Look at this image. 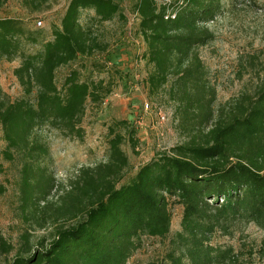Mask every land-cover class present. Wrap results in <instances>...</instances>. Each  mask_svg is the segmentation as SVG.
Instances as JSON below:
<instances>
[{"label": "trees", "instance_id": "1", "mask_svg": "<svg viewBox=\"0 0 264 264\" xmlns=\"http://www.w3.org/2000/svg\"><path fill=\"white\" fill-rule=\"evenodd\" d=\"M222 1L137 0L134 5L145 45L141 58L149 68L147 95L158 94L174 79L178 111L193 113L207 125L213 121L215 90L204 80L197 48L214 39L207 25L221 12ZM83 12H91L89 21L95 24L114 19L126 23L114 0H69L59 25L52 26L51 40L29 55L22 45L37 42L32 33L19 19H0V61L20 60L14 76L24 93L23 99L11 102L0 89L2 156L22 161L25 200L51 190L54 183H31L44 172L39 163L48 156L45 144L35 138L36 130L47 125L79 137L86 104H99L110 93L107 83L81 81L77 71L70 72L61 90L56 86L60 68L107 48L90 24L80 23ZM223 111L198 140L156 154L123 185L119 182L128 159L121 146L127 136L134 149L135 130L128 122H115L108 128L107 162L81 170L58 209L76 222L58 228L42 252L18 254L11 264H126L141 236L167 239L172 205L182 208L180 231L169 240L163 258L148 264H239L231 247L214 246L211 238L236 223L264 227V81L253 95H242ZM0 251H12L1 237ZM259 254L264 258V245Z\"/></svg>", "mask_w": 264, "mask_h": 264}, {"label": "rangeland", "instance_id": "2", "mask_svg": "<svg viewBox=\"0 0 264 264\" xmlns=\"http://www.w3.org/2000/svg\"><path fill=\"white\" fill-rule=\"evenodd\" d=\"M69 0H4L0 19L12 18L23 22L36 43L23 42L25 54L36 55L43 42L51 40L52 26H58ZM126 17V23L117 19L95 24L91 12H83L82 25L92 26L94 34L107 48L91 58H79L75 63L60 68L55 83L61 90L65 78L77 71L81 81L107 83L110 93L99 104H86L79 125L80 136L67 137L62 131L42 126L35 138L45 144L48 156L39 166L44 169L31 182L53 180V188L25 200L22 188V161L15 157L6 161L2 152L5 143L0 130V237L12 247L8 254H0V264H11L18 254L29 257L42 252L60 227L76 222L70 214L57 213L72 192L73 182L81 170L95 168L108 160V128L115 122H128L135 130L134 149L125 137L121 150L128 159L120 185L131 181L137 170L156 154L169 152L173 147L198 140L216 120L221 110L225 113L244 94L253 95L264 81V0H223L222 10L207 25L214 39L197 48V55L205 74L204 80L215 90L212 103L213 121L208 125L193 113L178 111L173 80L154 96H148L145 78L149 68L142 60L145 45L138 35V19L134 5L137 0H114ZM173 0H156L157 4ZM37 22H41L38 26ZM18 58L0 61V89L11 101L24 98L14 76L19 67ZM173 90V91H172ZM173 92V93H172ZM34 93L27 98L33 102ZM164 117V121L160 117ZM170 234L166 240L141 236L139 247L126 264L159 262L166 252L169 240L180 231L182 208L172 205ZM42 242V244H41ZM214 246L231 247L239 255V264H264L259 254L264 245V227L253 223H236L227 232L217 231L211 238ZM28 253H25V252ZM2 252V251H0Z\"/></svg>", "mask_w": 264, "mask_h": 264}, {"label": "built area", "instance_id": "3", "mask_svg": "<svg viewBox=\"0 0 264 264\" xmlns=\"http://www.w3.org/2000/svg\"><path fill=\"white\" fill-rule=\"evenodd\" d=\"M171 18H174V16H171ZM37 25L40 26V25H41V22H37ZM160 120H161V121H164V117L161 116V117H160Z\"/></svg>", "mask_w": 264, "mask_h": 264}]
</instances>
